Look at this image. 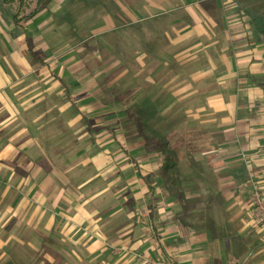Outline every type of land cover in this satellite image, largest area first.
<instances>
[{"label": "crops", "instance_id": "crops-1", "mask_svg": "<svg viewBox=\"0 0 264 264\" xmlns=\"http://www.w3.org/2000/svg\"><path fill=\"white\" fill-rule=\"evenodd\" d=\"M245 13L228 0H54L23 23L42 62L0 16V264H264L252 217V195L264 197V42ZM78 22L110 52L116 43L123 78L104 86L134 88V150L108 126L87 131L66 97L83 111L89 94L73 93L58 63ZM158 144L184 163L181 193L178 176L172 194L161 187Z\"/></svg>", "mask_w": 264, "mask_h": 264}, {"label": "rangeland", "instance_id": "rangeland-1", "mask_svg": "<svg viewBox=\"0 0 264 264\" xmlns=\"http://www.w3.org/2000/svg\"><path fill=\"white\" fill-rule=\"evenodd\" d=\"M238 1L242 2L241 6L243 8H247L252 11L254 15L256 13H260L259 16L264 18V0ZM0 16L3 17L5 14L2 13ZM98 18V15L95 16V20ZM81 23L82 22L76 23L78 24V29L76 31V33H78L77 36H73L70 31L71 38L66 39L65 37V40H63L58 53V63H61L64 66V72L67 75L66 80L73 93L78 95L80 94L81 96L84 95L85 91H88L89 94L86 96L88 98L82 100L79 104L92 124L98 127L108 126L116 132L117 136L127 145L129 149L134 150L135 146L137 147L138 145H141V143L143 145V142H140L141 138L138 137L139 128L135 124L136 114H134L133 109H131L134 101V88L132 90V87H129L130 90H127L124 95H120V93L125 90H123L122 85H118L116 83L119 87L114 84L112 90L115 93L111 92L108 95L107 92L110 90V86H104L105 84L110 85L114 79L117 80L123 78L118 76L119 70L117 67L119 60L117 56L118 48L115 46L116 43H112L114 45L113 52H110L109 48L105 44V41L107 42V40L104 39L103 34H98L95 31L93 32L85 29L80 25ZM1 24L5 27L7 23L4 20ZM116 38L117 35H114L113 41H116ZM85 42L90 48L93 47L97 54L92 55L89 53L86 55L84 48ZM17 46L18 45H14L12 52L22 53ZM112 54L113 56H110ZM113 76L116 77L113 80L108 78ZM132 83V78L126 79L125 86L128 87ZM92 85L93 88L88 89V87H91ZM130 91L132 92L130 93ZM84 97L85 96L82 98ZM62 113L67 118L71 115L72 119L77 121L78 117L73 110H63ZM108 118L109 120H107ZM81 127H83V123L79 120V133L81 131ZM83 132H85V130H83ZM77 145L79 146L80 143L77 142ZM113 147L114 146L111 144L110 149ZM164 151L170 153L167 147L164 148ZM178 161L180 164L178 165L176 171L178 174V191L181 193L182 176H185L187 171L184 169V163L182 164L180 159ZM196 181L197 179H195V182ZM46 249L49 250L53 248L47 245Z\"/></svg>", "mask_w": 264, "mask_h": 264}, {"label": "trees", "instance_id": "trees-1", "mask_svg": "<svg viewBox=\"0 0 264 264\" xmlns=\"http://www.w3.org/2000/svg\"><path fill=\"white\" fill-rule=\"evenodd\" d=\"M54 0H0V7L2 12L9 16L10 23L12 24L13 28H20L24 32L23 23L35 18L38 16L43 10H45ZM231 5L237 7V14L239 17L246 11V15L250 18L253 24V39L255 42H264V19L254 15L253 12L248 10L247 8H243L241 6V1L238 0H229ZM23 44L28 52L29 58L35 62H42V58L34 51L31 46L30 39L24 32V41ZM63 87L65 85L63 83ZM69 103L71 104L72 108L76 110L79 117L84 121L87 131L90 133H96L101 128L93 126L87 120L84 112L77 107V99H74L70 95H66ZM110 134L115 138L114 132L112 130H108ZM122 147V145H120ZM157 149L161 151L159 161H160V170L159 176L161 178L162 184L161 187L164 192L172 194V189L176 187V178L177 174V167L180 162L173 156L171 153H167L164 151L165 145L158 144ZM176 191V189H175ZM165 193V194H166Z\"/></svg>", "mask_w": 264, "mask_h": 264}, {"label": "built area", "instance_id": "built-area-1", "mask_svg": "<svg viewBox=\"0 0 264 264\" xmlns=\"http://www.w3.org/2000/svg\"><path fill=\"white\" fill-rule=\"evenodd\" d=\"M252 206H253V211H252L253 219L262 227H264V197L259 195L257 192H255L252 195ZM137 259L143 264H175L171 262L170 259L150 260V259H146L143 256H138Z\"/></svg>", "mask_w": 264, "mask_h": 264}]
</instances>
